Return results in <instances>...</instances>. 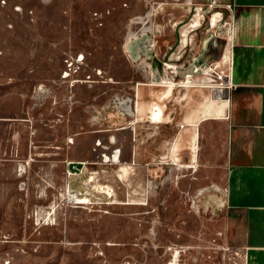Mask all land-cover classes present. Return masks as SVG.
I'll list each match as a JSON object with an SVG mask.
<instances>
[{
	"label": "rangeland",
	"instance_id": "1",
	"mask_svg": "<svg viewBox=\"0 0 264 264\" xmlns=\"http://www.w3.org/2000/svg\"><path fill=\"white\" fill-rule=\"evenodd\" d=\"M224 2H0L5 118L19 128L28 121L35 134L32 142L15 143L13 162L0 157V169L14 174L2 179L0 171L5 186L0 189V264L231 263L236 245L224 233L219 212L205 207L200 173L171 163L133 162L136 120L116 118L109 104L114 96L132 97L138 83L151 82L144 70L152 63L147 47L154 40L157 66L207 65L211 77L219 74L229 35ZM78 54L84 56L85 73L101 70L113 83L63 84V60ZM96 109L100 114L93 124ZM114 151L119 156L111 158ZM67 162L85 166L67 177ZM130 164L126 182L115 183L116 172ZM66 185L83 203L65 199ZM105 186L113 196L100 193Z\"/></svg>",
	"mask_w": 264,
	"mask_h": 264
},
{
	"label": "crops",
	"instance_id": "2",
	"mask_svg": "<svg viewBox=\"0 0 264 264\" xmlns=\"http://www.w3.org/2000/svg\"><path fill=\"white\" fill-rule=\"evenodd\" d=\"M224 3L229 35L227 60L220 72L227 75L231 89L215 91L214 95L213 89L206 85L205 66L197 67L199 72L190 75L201 84L185 90L168 91L164 84L157 85L163 90L155 93L147 88V83H140L139 97L144 90L148 92L143 95V102L140 100L143 120L133 133L136 146H132L131 159L148 165L171 163L199 172V180L205 185L199 193L205 194V207L219 212L224 233L236 245L230 264H264V0H225ZM195 22L191 27L196 29L199 23ZM184 29L180 33L181 41ZM145 73L147 80L148 75H154L151 71ZM158 75L164 81L161 73ZM150 91L157 100L169 96L166 111L162 110L164 121L156 126L145 122L151 102L146 97H150ZM5 102L0 92L3 163L5 157L13 162L16 142H32L35 136L30 134L28 121L19 128L5 118ZM157 117L158 113L153 119L157 121ZM111 161L120 163V160ZM132 169V164L121 167L116 172L115 183L126 182ZM0 171L2 179L14 175L4 169ZM19 172L21 177L22 166ZM89 182L93 183V177ZM1 188L4 190L5 186ZM107 188L112 190L105 186L100 193L105 194Z\"/></svg>",
	"mask_w": 264,
	"mask_h": 264
},
{
	"label": "built area",
	"instance_id": "3",
	"mask_svg": "<svg viewBox=\"0 0 264 264\" xmlns=\"http://www.w3.org/2000/svg\"><path fill=\"white\" fill-rule=\"evenodd\" d=\"M7 0H0L1 4L4 5ZM84 65V56L82 54L74 55V56H68L63 60V70H61V82L63 84H66L69 88H74L76 85H86L89 87H93L97 84H108L113 83L112 81H107L103 79L102 71L98 69H94L91 74L85 73L84 69L82 70ZM162 68H163V74H164V81H161L159 78L158 81H152L147 85L151 86H157V85H164V84H171L174 88H183V87H192L196 85H200V82L194 81V79L191 76L185 77V78H178L177 72L178 69L173 66L172 64H169L168 62H162ZM211 66H205L204 76L207 77L208 82L206 84H209L207 86L211 87L213 90H229L231 89V85L227 80V75L222 74L221 72L219 74H215L214 78L213 76L209 77L211 74ZM208 74V75H207ZM211 76V75H210ZM209 77V78H208ZM164 82V83H162ZM133 93L132 97L129 98H123L119 96H114L110 101V107L115 110L116 114L122 117H130L136 120V89ZM100 114L99 109L94 110V116L92 119V123L95 124V120L97 119V116ZM131 122V121H130ZM133 127V126H132ZM68 144L73 143L72 138L66 139ZM117 154L119 156V151H114L111 158H113V155ZM109 159V158H108ZM85 166L84 163H75V162H67L66 163V170L65 173L67 177H71L74 175H79L81 173L82 168ZM63 196L67 201H71L77 205L76 202L80 201L82 198H80V195L78 193L73 192L68 185L65 186L64 194ZM83 200V199H82ZM8 241V239H6ZM176 253V252H175ZM174 253V254H175ZM178 254V252H177Z\"/></svg>",
	"mask_w": 264,
	"mask_h": 264
},
{
	"label": "water",
	"instance_id": "4",
	"mask_svg": "<svg viewBox=\"0 0 264 264\" xmlns=\"http://www.w3.org/2000/svg\"><path fill=\"white\" fill-rule=\"evenodd\" d=\"M213 20V19H212ZM180 43H181V39H180ZM226 51H227V49H226ZM224 55H226L227 56V52L224 54ZM224 57V56H223ZM223 57L221 58V62L224 64V62H223ZM226 60H227V58L225 59V62H226ZM221 63V64H222ZM195 64V63H194ZM177 69H178V72H177V77L178 78H185V77H188V76H190V75H193L194 73H198L199 71L197 70V66L196 65H189V66H183V67H181V66H175ZM216 68V67H215ZM139 86L140 85H138L137 86V89H136V102H137V106H136V122L137 123H135V125H134V127H133V133L135 134V131H136V126H137V124H138V122H142V111H141V113H140V100H142V102H143V95L146 93V91L148 92V89H146V90H144L143 91V93H142V95H141V97H139V94H138V89H139ZM147 88H149V89H152L153 91L155 90V93H158V90L160 91V90H163V88L162 87H158V86H151V85H148L147 86ZM174 89H182V90H185L186 89V87H183V88H173L172 90H174ZM171 90V91H172ZM214 91V90H213ZM217 92V91H216ZM214 95H215V91H214ZM149 96L150 97H146L147 98V101H148V103H149V101H151L150 102V107H149V105H148V107H149V112L145 115V119H146V121L145 122H147V123H149V124H152L153 126H156V125H158V124H162L163 123V121H164V119H163V114H162V110H163V113L166 111V104H167V99H168V97L167 98H165V99H163V97L164 96H162V98L161 99H154V97L152 96V94H151V91H150V93H149ZM154 99V100H153ZM215 99V98H214ZM162 101H163V106H164V108H162L163 106L161 105L162 104ZM154 113H158V116L159 117H157V118H159L157 121H155L154 119H153V116H154ZM114 164H118V163H114ZM134 164V163H133Z\"/></svg>",
	"mask_w": 264,
	"mask_h": 264
},
{
	"label": "flooded vegetation",
	"instance_id": "5",
	"mask_svg": "<svg viewBox=\"0 0 264 264\" xmlns=\"http://www.w3.org/2000/svg\"><path fill=\"white\" fill-rule=\"evenodd\" d=\"M147 50H148V52H150V54H152V58L151 59H148V60H151V64L149 65V66H147V72L149 71H151V72H153L154 73V75L153 76H151V75H149V78H150V81L152 82V81H158V79H159V75H158V73H161V75H162V78L164 79V72H163V68H161V67H159V66H155L156 65V63H155V57H156V51H157V43H156V41L154 40V41H152L151 43H149V45H148V47H147ZM146 63H147V61H146ZM162 65V64H161ZM159 70V71H158ZM145 72H146V69L144 70ZM138 84H140V83H138ZM145 84H146V82H145ZM147 84H149V83H147ZM111 100V99H110ZM111 102V101H110ZM110 102H109V104H110ZM112 139V138H111ZM110 139V141L112 142V140ZM114 164V163H113Z\"/></svg>",
	"mask_w": 264,
	"mask_h": 264
},
{
	"label": "bare ground",
	"instance_id": "6",
	"mask_svg": "<svg viewBox=\"0 0 264 264\" xmlns=\"http://www.w3.org/2000/svg\"><path fill=\"white\" fill-rule=\"evenodd\" d=\"M215 21H216V16L215 15H213V26H214V24H215ZM183 35H184V32H183ZM183 42H185V38H184V36H183V41H181V44H183ZM227 58V56L226 55H224V57H223V62H225V59ZM197 61V60H196ZM208 75V74H207ZM209 77H210V79H211V76L209 75ZM208 77V78H209ZM174 87L171 85V84H166V86H165V89L166 90H168V91H171L172 89H173ZM188 88H190V87H186V89H188ZM215 91V90H214ZM155 114H157V113H155ZM154 114V115H155ZM115 160H117L116 158H115ZM105 191H107V196L108 197H110L109 195H111L112 194V191L111 190H107V189H105L104 190V192ZM103 192V193H104ZM109 194V195H108ZM77 204H81V203H83V200H80V201H78V202H76Z\"/></svg>",
	"mask_w": 264,
	"mask_h": 264
}]
</instances>
